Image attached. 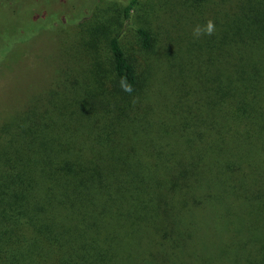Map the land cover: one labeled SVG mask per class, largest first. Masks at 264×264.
I'll list each match as a JSON object with an SVG mask.
<instances>
[{
	"label": "trees",
	"instance_id": "16d2710c",
	"mask_svg": "<svg viewBox=\"0 0 264 264\" xmlns=\"http://www.w3.org/2000/svg\"><path fill=\"white\" fill-rule=\"evenodd\" d=\"M104 31L0 124V264H264V9L168 78Z\"/></svg>",
	"mask_w": 264,
	"mask_h": 264
},
{
	"label": "rangeland",
	"instance_id": "374dc122",
	"mask_svg": "<svg viewBox=\"0 0 264 264\" xmlns=\"http://www.w3.org/2000/svg\"><path fill=\"white\" fill-rule=\"evenodd\" d=\"M58 1L0 0V124L16 110L27 107L31 98L50 83L59 66L66 70L73 63L83 64L81 54L70 46L78 38L91 39L94 26L105 29V35L95 37L103 52L106 37L120 34L122 46L144 75L168 78L181 65L205 61L206 44L216 40L214 34L224 33L232 19L264 9V0H207L201 4L193 0H139L131 18L126 19V0H75L81 13L93 5L91 17L62 24L61 13L73 12L74 5L70 0ZM42 9L44 13L35 20ZM44 15L57 22L48 26ZM208 20L214 22L215 32L194 38L193 29ZM137 26L153 33V51L141 48Z\"/></svg>",
	"mask_w": 264,
	"mask_h": 264
},
{
	"label": "clouds",
	"instance_id": "9594fccd",
	"mask_svg": "<svg viewBox=\"0 0 264 264\" xmlns=\"http://www.w3.org/2000/svg\"><path fill=\"white\" fill-rule=\"evenodd\" d=\"M215 32V24L212 20H208L205 25H197L193 29L194 38H199L201 35H212ZM126 91H131V88L128 87Z\"/></svg>",
	"mask_w": 264,
	"mask_h": 264
}]
</instances>
